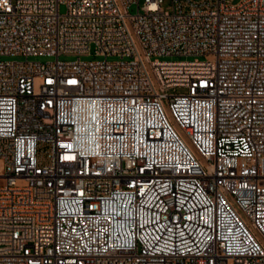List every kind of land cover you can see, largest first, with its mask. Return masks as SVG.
<instances>
[{
	"label": "built area",
	"instance_id": "1",
	"mask_svg": "<svg viewBox=\"0 0 264 264\" xmlns=\"http://www.w3.org/2000/svg\"><path fill=\"white\" fill-rule=\"evenodd\" d=\"M0 264H264V0H0Z\"/></svg>",
	"mask_w": 264,
	"mask_h": 264
},
{
	"label": "rangeland",
	"instance_id": "2",
	"mask_svg": "<svg viewBox=\"0 0 264 264\" xmlns=\"http://www.w3.org/2000/svg\"><path fill=\"white\" fill-rule=\"evenodd\" d=\"M239 0H234V2H238ZM66 8L65 6H61V11L62 12H65ZM129 10L132 12V13H136L138 11V6L136 4L130 6ZM78 57H81L82 60H97V59H103L105 58L104 56H100V55H97L95 53V49H94V46L92 47V51L90 54H83V55H76V54H62L60 55V59L62 60H76L78 59ZM56 57L55 56H51V57H47V56H30L29 57V60H34V61H47V60H52V59H55ZM186 58H193V57H176V56H168V57H162V59H186ZM4 59H15V60H26V57L25 56H7V57H4ZM109 59L113 60L115 59V57H110ZM186 91L185 88L183 87H178L176 88L175 90H171V92H177V93H181V92H184Z\"/></svg>",
	"mask_w": 264,
	"mask_h": 264
}]
</instances>
